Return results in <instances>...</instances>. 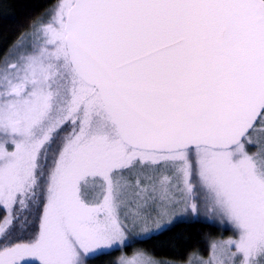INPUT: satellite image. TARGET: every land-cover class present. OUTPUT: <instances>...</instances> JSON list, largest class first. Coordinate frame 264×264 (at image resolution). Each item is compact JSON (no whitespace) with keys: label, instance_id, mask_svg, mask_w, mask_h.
Listing matches in <instances>:
<instances>
[{"label":"snow or ice","instance_id":"6c2138e0","mask_svg":"<svg viewBox=\"0 0 264 264\" xmlns=\"http://www.w3.org/2000/svg\"><path fill=\"white\" fill-rule=\"evenodd\" d=\"M264 264V0H55L0 53V264Z\"/></svg>","mask_w":264,"mask_h":264},{"label":"trees","instance_id":"16d2710c","mask_svg":"<svg viewBox=\"0 0 264 264\" xmlns=\"http://www.w3.org/2000/svg\"><path fill=\"white\" fill-rule=\"evenodd\" d=\"M55 0H0V53L10 46L15 36L26 28L29 21L42 16ZM229 230L220 226H209L204 223H182L171 231L164 233L136 247L150 251L157 260L180 264L195 251L203 256L208 255L209 237L226 238ZM120 253L104 257L97 264H108Z\"/></svg>","mask_w":264,"mask_h":264},{"label":"rangeland","instance_id":"374dc122","mask_svg":"<svg viewBox=\"0 0 264 264\" xmlns=\"http://www.w3.org/2000/svg\"><path fill=\"white\" fill-rule=\"evenodd\" d=\"M227 229V228H226ZM230 232V231H229ZM230 234H231V232H230ZM229 234V235H230ZM163 264H173V263H169V262H165V261H163ZM180 264H183V263H180Z\"/></svg>","mask_w":264,"mask_h":264}]
</instances>
